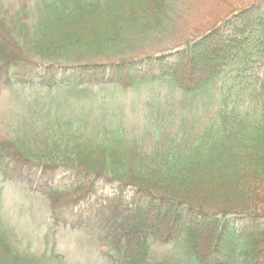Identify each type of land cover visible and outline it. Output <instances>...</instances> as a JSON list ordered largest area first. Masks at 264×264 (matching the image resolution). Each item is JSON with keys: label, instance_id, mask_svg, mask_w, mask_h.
<instances>
[{"label": "rangeland", "instance_id": "1", "mask_svg": "<svg viewBox=\"0 0 264 264\" xmlns=\"http://www.w3.org/2000/svg\"><path fill=\"white\" fill-rule=\"evenodd\" d=\"M24 1L31 13L25 12ZM37 1L39 0H0V11L10 13V19L13 18L12 26H15L13 31L11 27H3L0 24V55L2 57L8 54L18 55V53L24 58H28L26 60H35L38 57H57L58 60L64 57V60H82L81 65L86 64L85 61L89 59H91L89 61H101L100 64L109 60L118 61V59L131 61L134 60V57L149 56L156 51H167L165 54L171 53L170 50L186 47L205 36L208 39L205 38L199 47L212 48L219 35L215 33V30L219 28L222 34L240 41L242 38H249L247 35L242 37L244 33L253 35L258 26V22L254 20L259 18L258 14L264 19V9H262V14L258 10L252 13V16L247 17L245 22L240 20L247 15L242 14L247 9L264 7V0H53L44 12L39 9ZM47 10L50 15L46 14ZM19 25V30L22 31L23 27L27 30L25 36L22 32L17 33ZM244 27H246L244 32L240 35L237 34ZM219 41V44H223L222 38ZM238 46L233 51L226 47L228 49L226 52L234 55L243 50L251 52V45L242 42ZM200 57L195 59L200 61L198 63L201 70H198L197 67L195 71L192 70V75H190L195 84L203 83L209 69L204 61L201 62ZM241 60L243 59L238 58V62ZM214 61L217 59L215 58ZM251 63L254 65V70L249 69L248 75L252 73L256 77L258 76L264 83V61L252 59ZM224 65V61H220L219 68L217 69V65L215 66L216 77L198 91L196 97L192 95L194 98H191L190 95L194 92L186 91L188 83L180 75V72L177 74L178 80L185 88V95L182 97V92L175 91L173 93L172 91L166 93L168 98L164 101L160 99L161 91L147 83H139L140 85L137 87L130 86L126 91L123 90L125 93L106 86H93L90 87L92 91H84L83 86L77 87L78 93L71 92L70 95L68 93L63 95L76 96L82 101L81 104L74 105L71 104L73 101H67L71 104L69 107L78 113L77 116L92 114L99 117L97 115L100 114L101 109L113 105L119 108L121 106L126 110V125L132 129V132L124 136L127 146L121 148L122 150L113 148L111 158L115 159L113 160L118 164L116 165L119 171L128 174L127 178L131 180L127 181L153 193H158L161 197L164 196L172 200L181 199L185 203L189 202V206L196 205L199 208L211 210L212 214L218 212L214 209L224 208L241 211V208L249 207L250 210L263 211L264 138L260 142L258 141V147L251 148L248 138H241L243 133L238 132L234 126L232 121L235 117L232 116V112H222L224 108L230 110L234 101L239 99L238 96L240 97L238 87L236 88L235 85L230 87L226 82L227 77L231 81L237 76L233 67L237 68L238 65L231 64V60L227 65ZM100 80H103V77ZM194 83L190 84L194 85ZM259 85L260 83L256 86ZM166 87L172 90L171 87ZM37 92L39 91L24 88L20 95L23 100L28 98L32 103L36 99L34 96ZM38 94L40 95V93ZM11 97L12 93H9L8 90H1L0 143L8 141L9 135L12 133L8 130V124L14 120L10 115L11 111H9L11 108L14 109ZM49 98L51 97L43 96L42 99ZM182 99L190 101L193 106L204 108L205 118L201 122L196 121V117L189 119L193 122V126H199L198 136L201 137L204 145L201 148L200 146L194 148L193 151L192 147L188 148V145L183 148L182 144L175 145L174 142L167 149L158 150L155 144L159 140L153 134L155 126L151 127V133L145 135L141 133L142 128L146 127L148 122L146 121L148 120V118L146 119L147 107L152 106L156 111L159 109L168 111L166 105L170 107L176 101L183 102ZM255 99L254 105L256 106L258 99L257 97ZM241 100L244 101V99ZM61 101L63 102V99ZM250 107L253 108V106ZM20 110L17 108L16 111L20 112ZM106 112L103 115L109 116L111 110ZM177 113L179 116H176V121L182 117L179 111ZM222 113L223 116L220 117ZM149 122L152 123V121ZM90 123L93 122L88 121V129L94 125ZM222 126L224 127L222 128ZM77 127L75 125L74 129L76 130ZM244 133L246 136L250 135L247 132ZM227 134L230 135V139ZM222 136L221 139L224 141L220 143L216 138L219 139ZM97 137L99 140L100 136ZM184 139L181 138V140ZM95 147H97L96 144H90L91 151L88 153V157L84 158L83 165L92 162L105 164L108 159H111L109 157L102 158L98 152L93 150ZM86 151L89 150L86 149ZM2 168L0 166V215L5 219L2 223L4 228L9 235H12L9 229L12 230L17 236L19 245L31 247L32 251L36 253L45 252L48 254L47 256L52 254L55 256L56 262H62V264H108L105 257L95 252L98 240L94 239L93 234L78 231L85 226L79 228L72 224L67 225L63 220L59 221L58 216L53 214L47 203L46 194L40 193L35 185H27L28 183L32 184L29 178L34 183L41 181L39 174L31 173L27 178L29 173L24 170L23 177L19 178L12 170L6 172V169ZM5 173H8L6 177L3 175ZM64 177V174L61 173L57 175L54 179L55 184H59ZM66 178L69 179V175H66ZM67 179L66 182L69 181ZM16 180L19 182L18 184H16ZM113 187L116 185H99V191L93 201L113 192ZM119 201L124 206L130 205L129 207L140 206L143 203V200H139L138 189L129 185L123 188L122 198ZM178 206H181L179 207L181 215L185 216L184 212L186 213V211L183 209L186 205L178 204ZM230 217H227L229 222L233 220ZM103 226H98L97 230L103 231L105 229ZM243 227L242 224L240 229L242 230ZM215 229L216 227L212 232ZM180 237L171 244H157L152 241L151 246L149 245L151 263L148 261L145 263L141 258L138 260L133 254V264L134 261L136 264H179L178 260L171 259V257H178L174 254L181 249L182 239ZM211 245L212 243L209 242L203 246V253L207 258L212 251ZM207 246L209 247L206 248ZM179 247L180 249H178ZM104 251L106 249L103 247ZM262 257H264V249ZM9 258L0 242V264H18L11 262ZM241 263L242 258L234 259L233 264Z\"/></svg>", "mask_w": 264, "mask_h": 264}, {"label": "trees", "instance_id": "2", "mask_svg": "<svg viewBox=\"0 0 264 264\" xmlns=\"http://www.w3.org/2000/svg\"><path fill=\"white\" fill-rule=\"evenodd\" d=\"M52 1H37L39 9L44 12L45 8L52 4ZM23 4L26 7L25 12H30V8L26 6L25 1ZM48 11L46 14L50 15ZM30 13L27 14L30 15ZM9 14L8 12L2 13L0 11V24L3 27L9 26L13 30L15 26H12L13 18L10 19ZM24 28H22V31L19 30V25L17 33L20 34L22 32L25 36L27 30ZM243 32L244 30L241 29L240 33L242 34ZM255 32H257L255 36L246 33L242 34V37L247 35L249 38H242L240 41L234 38L229 41L222 40L223 44H219V40L222 37L218 35V40H216L212 48L199 47L203 43H194L193 47H189L176 56H164L167 51H156L149 56L134 57V60L131 61L118 59V61H105L102 64H100L101 61H89L91 59L85 61L86 64L81 65L82 60L70 61L64 60V57L63 59L60 58L63 61L57 60V57H38L35 60H26L28 58H24L19 53L18 55L8 54L3 57L0 55V91L4 89L12 93L11 100L14 104V109H9L11 117L14 118L13 122L8 124V130L12 133H10L8 141L5 140L0 143V166L3 167L2 169H6V172L12 170L15 176L19 178L23 177L24 170L29 173L27 178L30 177L31 173L33 175L39 174L41 181L35 182V184L29 178L32 184L28 183L27 185H36V189L40 193L46 194L47 203L54 215L59 210H65L71 216L85 215L86 213L88 222L85 225L86 228L81 230V232H91L93 234L94 230L97 231V233L93 234V237L94 239H101L105 243L104 245L107 246V258L110 264H133L134 251L131 250V243L139 252L141 260L145 263L147 261L151 263L149 245L151 246L152 241L169 243L176 239L180 231L184 234L185 242L184 245H180L181 249L178 248L182 254L178 255L181 259L179 261L181 262L180 264H233L236 257L242 258L241 264H264V259L260 260L255 253L257 243L264 237V223L261 222L264 220L263 209H261L263 211H256L250 210L249 207H244V209L241 208V211H232L233 208H224L214 209V211L218 212L212 214L211 210L202 209L196 205L189 206V202L185 203L181 199L172 200L164 196L161 197L158 193H153L146 188L127 181L131 180L127 178L128 174L119 171L117 169L118 164L114 161L115 159L111 158L113 156V148L122 150L121 148L127 146L124 136L132 132V129L126 125V110L121 108V106L119 108L113 105L109 108L101 107L103 109L99 111L100 114L97 115L99 117H95L92 114L77 116L78 113L69 106L71 104H81L82 101L76 96L63 95L65 93L70 95L71 92L78 93L77 87L83 86L84 91H92L90 87L93 86H106L125 93L130 86L137 87L140 85L139 83H147L161 91L162 96L160 99L162 101L168 98L166 93H171L172 91L173 93L175 91L182 92L183 97L185 88L179 83L177 74L184 66H191V63L194 64L196 57H200V55L202 57L212 49L213 52L211 55L209 54V58L208 54L205 56L206 58H203L204 60H207V58L209 60L207 65L209 68L208 73L203 83L195 84L192 81L190 78L192 69L189 68L188 70L185 68L184 71H181L183 73L181 74L182 77L188 83L186 91L194 92L190 95L196 97L198 91L214 80L216 77L214 72L216 68H219L220 61H224L225 65H227L229 60H231L232 64L233 60L243 59L244 61L238 62V69L233 67L237 76L232 78L231 81L228 80L229 77L226 79L230 87L233 85L236 88L238 87L237 90L240 97L237 95L239 99L234 101L230 110L224 108L222 112H232V116L235 117L232 121L234 126L238 129V132L244 134H242L243 137L241 138H248L250 147L255 148L258 147V141L260 142L264 138V84L257 89L256 84L254 86L252 83L253 77L247 75V71L244 69L250 59L247 51H239L235 55L226 52L227 48L233 51V49L239 47V44L244 42L246 45L251 43V47L257 50L260 56H264V23L263 27L260 26L259 30H255ZM162 54L163 57H158ZM215 58L217 61H214ZM40 68H43L46 72L45 79L41 83L33 79L35 69ZM79 72L82 73L79 79L76 77L66 78L68 73L77 75ZM101 77H103V80H100ZM49 81L52 83L51 88H46ZM190 83H194V85L192 84V86ZM166 86L171 87L172 90L167 89ZM24 88L39 91L34 96L36 97L34 102L31 103L28 98L22 99L20 93ZM45 89L47 93H50L51 98L42 99L44 92L46 93ZM194 96L191 98H194ZM255 97L258 99V105L256 106L254 105L256 102ZM228 98L231 100L230 97ZM61 99H63V102ZM241 99H244L245 102ZM69 100L73 102L70 104L68 103ZM179 102L176 101L170 107L166 105L168 111L160 109L156 111L152 106L147 107L146 119L148 118V120L146 121L148 122L146 127L142 128L141 133L143 135L151 133V127L155 126L156 129L153 134L156 135L159 141L158 143L156 142L157 144L154 142V144L158 147V150H165L174 142L175 145L182 144L183 148L188 145V148L192 147L193 151L194 148L196 149L198 146L201 148L204 145L201 137L198 136L199 126H193V122L189 120L190 117H196V121L201 122L205 118L204 108L193 106L188 100ZM65 106L67 108H64ZM250 106H253V108ZM17 108L21 109L20 112L16 111ZM108 110H111L110 115H103ZM178 111L182 117L176 121V116H179ZM223 113L220 117L223 116ZM34 117L36 118L35 120ZM93 117L96 119H92ZM86 120L92 121L91 125L94 124L90 129H88V121ZM149 121L156 124H152ZM75 125L78 126L76 130L74 129ZM244 132L250 135L246 136ZM220 134L223 135V133ZM98 135L100 136L99 140ZM227 136L230 139V135L227 134ZM181 138L185 139L181 140ZM221 138L223 136L219 137V139L217 137L216 140L221 143L224 141ZM216 143L218 144V142ZM90 144L97 145L93 150L98 152V155L100 154L102 158L109 157L111 159H108L105 164L92 162L85 163L86 166L83 165L85 162L84 158L88 157V153L91 151ZM86 149L89 151H86ZM94 151L93 153H95ZM61 172H71L70 178H66L69 181L66 182V179H63L59 184H55L54 178ZM6 174L8 173L3 175L6 177ZM101 181L103 185L115 182L119 185L135 187L139 190L141 196H139V200L141 201L145 198L148 201H144L140 206L133 205L128 208L127 205L124 206L121 201H118L122 198L123 189L117 187V191H120V193L116 201L115 198L112 201L106 198L92 203L94 194L99 191L97 184ZM18 183L16 180V184ZM24 187L27 188L26 186ZM176 202L179 205H186L194 213L183 217L179 212V207L181 206L172 204ZM154 204L159 205V207L154 208ZM173 206L177 208H173ZM82 207H85V209ZM75 208H79L77 212L74 211ZM171 215L173 216L172 222L163 230H160L164 220ZM229 216L240 217L241 219L249 218L253 222L239 236L235 225H232V222L227 220ZM4 220L1 215L0 242L2 248L7 251L11 262H17L18 264H62V262H56L55 256L52 254L47 256L48 254L45 252L36 253L32 251L33 248L31 247L19 245L17 236L14 235L12 230L8 228L12 234L9 235L4 228L2 224ZM212 224L216 227L214 232L217 235L214 245L217 246L221 239H225L226 251H218L215 249L216 247L211 245L212 251L209 258H207L195 241L194 234L210 227ZM101 225H104L103 228L105 229L103 231L100 230V232L97 228ZM102 241L100 242L101 244ZM171 259L178 260V257H171Z\"/></svg>", "mask_w": 264, "mask_h": 264}, {"label": "bare ground", "instance_id": "3", "mask_svg": "<svg viewBox=\"0 0 264 264\" xmlns=\"http://www.w3.org/2000/svg\"><path fill=\"white\" fill-rule=\"evenodd\" d=\"M212 52H213L212 49H210L207 53L204 54V56L200 57L199 59H201V62L204 61L208 65L209 64V60H208L209 54L211 55ZM206 55L208 56V58H207V60H204L203 58H206L205 57ZM218 58H220V56H218ZM198 62L200 63V61L196 59V61L194 62V64L193 63L190 64L191 66H189V65L184 66L180 70V75L183 74V73H181V71L182 70L184 71L185 68L188 69V70H189V68L190 69L193 68L192 70L195 71L196 68L198 67L197 69L198 70H201ZM172 219H173V216L172 215L171 216H168V218H166L164 220V222L162 223L160 230H163L165 227H167L168 224L172 222ZM214 227H215V225L212 224V225H210L209 228H205L203 230H200L198 233H195L194 234L195 241L199 245V248H200L201 251L203 250V246L206 243L211 242L212 243V246L213 247H216L215 248L216 250L225 252L226 251V244H225V241H224L225 239H221V241L218 243L217 246L214 245L215 241L217 240L216 232H212ZM263 249H264V237L261 238V240L257 243V245L255 247V253L257 254V256L259 257L260 260L264 259V257H262ZM131 250L134 251V254H135L134 257H137V259L140 258V254L135 249L133 243H131ZM135 262L136 261H134V264H136Z\"/></svg>", "mask_w": 264, "mask_h": 264}]
</instances>
